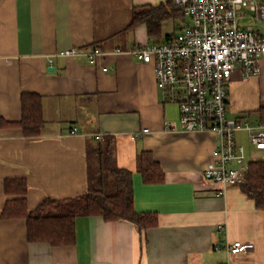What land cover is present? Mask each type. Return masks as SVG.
Instances as JSON below:
<instances>
[{"label": "crops", "instance_id": "crops-1", "mask_svg": "<svg viewBox=\"0 0 264 264\" xmlns=\"http://www.w3.org/2000/svg\"><path fill=\"white\" fill-rule=\"evenodd\" d=\"M166 1L0 0V264H264V209L240 185L223 186L203 175L217 134L166 130V121L178 123L179 106L158 88L155 65L128 52L178 32L176 18L162 23L159 37L150 36L146 24L130 26L136 11ZM94 46L104 52L94 64L57 54ZM260 60L253 76L239 67L232 73L228 118L261 123ZM25 92L42 96L38 136L24 135L18 124ZM98 133L113 137L116 165L133 173L134 208L157 213L159 223L140 232L129 220L85 215L75 220V244L31 242L23 215L2 216L7 202L22 200L32 211L45 197L84 194L87 151ZM237 139L254 150L246 131ZM141 150L161 164L164 181L144 182L137 165ZM12 178L27 182L25 194L6 192L4 182ZM233 241L255 248L228 253Z\"/></svg>", "mask_w": 264, "mask_h": 264}, {"label": "built area", "instance_id": "built-area-1", "mask_svg": "<svg viewBox=\"0 0 264 264\" xmlns=\"http://www.w3.org/2000/svg\"><path fill=\"white\" fill-rule=\"evenodd\" d=\"M173 3L183 8L189 23L164 41L139 44L128 52L143 63L155 65L158 88L168 91L179 106L178 123L166 121V130L178 127L217 134L213 158L203 171L204 177L223 186L239 185L246 179L251 161H264V124L227 117L228 85L238 67L245 77L260 70V59H264V34L260 31L264 28V0ZM57 52L63 57H84L90 64L104 54L98 46ZM240 130L248 133L252 152L238 142ZM95 137L104 139L101 133ZM218 229L224 230L225 224H218ZM226 248L235 254L255 247L250 241H233Z\"/></svg>", "mask_w": 264, "mask_h": 264}, {"label": "trees", "instance_id": "trees-1", "mask_svg": "<svg viewBox=\"0 0 264 264\" xmlns=\"http://www.w3.org/2000/svg\"><path fill=\"white\" fill-rule=\"evenodd\" d=\"M184 18L183 8L173 0L148 6L136 11L131 27L146 24L148 34L159 37L161 25L171 18ZM22 119L18 123L27 136H38L44 126L42 96L36 93L22 94ZM264 124V107L259 111ZM90 168L88 189L84 194L66 198L45 197L32 211H26L23 201H8L2 216H24L27 221V237L31 242H47L51 246H71L76 243L75 220L80 216H101L105 221L126 220L135 223L140 232L157 226V213L138 212L134 208L132 171L122 169L115 162L114 140L97 139L88 148ZM138 172L145 183L164 181L161 164L152 152L141 150L137 157ZM246 179L239 184L256 206L264 209V161H251ZM8 194H25L27 182L22 179H6Z\"/></svg>", "mask_w": 264, "mask_h": 264}, {"label": "rangeland", "instance_id": "rangeland-1", "mask_svg": "<svg viewBox=\"0 0 264 264\" xmlns=\"http://www.w3.org/2000/svg\"><path fill=\"white\" fill-rule=\"evenodd\" d=\"M174 20V19H173ZM176 25H177V29H175V31H179V28L182 26H185L187 23H189V20L183 19V18H176ZM173 22V21H172ZM167 30H172L174 31V29L172 27H169ZM166 30V31H167ZM253 123V122H252Z\"/></svg>", "mask_w": 264, "mask_h": 264}]
</instances>
